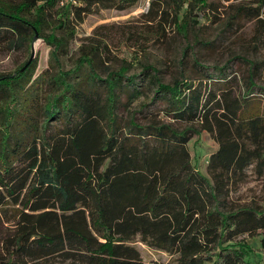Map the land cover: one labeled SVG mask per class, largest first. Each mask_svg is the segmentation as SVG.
<instances>
[{"label": "trees", "instance_id": "trees-1", "mask_svg": "<svg viewBox=\"0 0 264 264\" xmlns=\"http://www.w3.org/2000/svg\"><path fill=\"white\" fill-rule=\"evenodd\" d=\"M74 1L57 13L65 36L96 9L124 11L139 0ZM57 2L0 0V45L28 49L36 35L60 50L65 36L45 34ZM141 17L144 27L130 33L134 44L155 40L173 48L170 31L185 43L182 57L211 45L201 39L205 21L237 32L252 22L251 40L264 42V0H151ZM97 46L81 47L73 69L50 75L49 92L24 102L26 86L39 85L35 60L0 73V211L14 223L2 240L0 264H264V200H232L250 175L264 178L257 64L240 94L228 77L165 84L143 64L141 84L165 101L168 120L131 119L125 130L117 105L122 96L130 104L140 89L135 76L126 77L130 61L100 79L105 63ZM204 135L215 149L203 174L189 147ZM257 236L256 253L246 239ZM136 242L167 259L143 262Z\"/></svg>", "mask_w": 264, "mask_h": 264}, {"label": "rangeland", "instance_id": "rangeland-1", "mask_svg": "<svg viewBox=\"0 0 264 264\" xmlns=\"http://www.w3.org/2000/svg\"><path fill=\"white\" fill-rule=\"evenodd\" d=\"M66 1L68 0H58L55 9L49 11L50 17L45 34L51 33L56 38L64 35L60 29H57V13L67 3ZM150 1L139 0L136 5L124 11L96 9L93 14L86 16L82 23L75 26L72 36L64 35L65 43L60 50H55L54 44H48L38 38L33 40L30 48L26 47L20 51L10 50L5 44L0 45V73L14 72L33 53L32 61L35 60L32 70L33 79L37 80L39 85L38 88L26 86L21 97V102H24L36 95L49 92L50 75L73 69L80 56L81 47L89 48L98 45L97 47L101 48L98 54L105 63L100 79L103 80L107 73L116 71L126 60L130 61L131 65L126 77L135 76L136 86L140 89V95L130 104L122 96L117 105V116L125 130L131 119L142 124L149 115L158 116L161 121L168 120L162 112L166 106L165 101L155 97L154 89L144 82L141 84L138 75L140 76L143 64L152 65L157 69L159 79L165 84L173 79L189 80L193 77H201L202 84L207 82L208 85V77L213 80L228 77L232 80L235 92L240 94L244 91L243 79L251 69V63H255L258 67L255 85L258 88H264V42L258 44L251 40L254 30L252 22L245 24L239 32L235 29H225L223 22L215 24H210L208 21L202 22L201 39L210 41L211 45L208 47L197 45L187 50L182 57L181 50L185 47V43L182 38L175 37L170 31H167V42L170 44L176 42L172 45L173 48L165 50L164 46L155 40H150L141 47L134 44L130 33L144 27L141 15L147 12ZM54 51L56 54H53ZM87 66L81 69L80 78L86 75ZM76 81H79V77L69 79L71 83ZM189 149L197 169L204 174L208 155L215 149L214 143L207 135H204L203 141L197 140L194 145L193 143L190 145ZM232 200L237 205L262 202L264 200V178L258 179L250 175L247 181L232 194ZM10 219L11 216L4 217L0 211V247L3 238L13 231L14 223ZM258 240V236L246 239V243L255 249L256 253L259 247ZM134 247L139 251L145 263L167 259L166 255L153 251L139 242L134 243Z\"/></svg>", "mask_w": 264, "mask_h": 264}, {"label": "water", "instance_id": "water-1", "mask_svg": "<svg viewBox=\"0 0 264 264\" xmlns=\"http://www.w3.org/2000/svg\"><path fill=\"white\" fill-rule=\"evenodd\" d=\"M35 38H36V35H35ZM33 54V53H32ZM32 54H31V56H30V58L28 59V61H27V63L24 65V67L22 68V70H24L27 66H28V64H30V62L32 61Z\"/></svg>", "mask_w": 264, "mask_h": 264}, {"label": "built area", "instance_id": "built-area-1", "mask_svg": "<svg viewBox=\"0 0 264 264\" xmlns=\"http://www.w3.org/2000/svg\"><path fill=\"white\" fill-rule=\"evenodd\" d=\"M67 3H69V2H71V3H75V1L74 0H68V1H66ZM66 4V3H65Z\"/></svg>", "mask_w": 264, "mask_h": 264}]
</instances>
